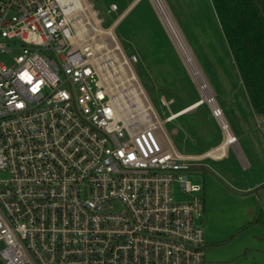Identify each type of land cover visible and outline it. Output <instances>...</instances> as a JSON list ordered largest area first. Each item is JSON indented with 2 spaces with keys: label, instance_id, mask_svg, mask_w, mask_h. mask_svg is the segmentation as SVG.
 Returning a JSON list of instances; mask_svg holds the SVG:
<instances>
[{
  "label": "built area",
  "instance_id": "2783aa9c",
  "mask_svg": "<svg viewBox=\"0 0 264 264\" xmlns=\"http://www.w3.org/2000/svg\"><path fill=\"white\" fill-rule=\"evenodd\" d=\"M72 36L58 0H0L1 261L205 264L191 178L203 159L163 144L156 120L119 116L92 49Z\"/></svg>",
  "mask_w": 264,
  "mask_h": 264
},
{
  "label": "rangeland",
  "instance_id": "374dc122",
  "mask_svg": "<svg viewBox=\"0 0 264 264\" xmlns=\"http://www.w3.org/2000/svg\"><path fill=\"white\" fill-rule=\"evenodd\" d=\"M164 1L203 72L214 102L222 110L225 123L238 139L242 158L249 160L253 166L250 169L242 168L240 158L229 146L224 158L204 159L195 163L191 170V178L202 186L205 264H264V133L258 128L244 99L239 101L240 107L230 103L233 95L238 99L245 98L244 89L221 31L222 28L217 27L212 15L214 13L209 0ZM86 2L100 20L99 27L102 29L111 27L121 11L119 9L116 13H107L106 3L109 0H86ZM111 4L116 2L112 1ZM151 6L153 7L152 4ZM80 17L82 23L88 21L86 17ZM199 17L203 21L199 20ZM86 28L85 40L94 37L97 43L101 42L100 44L105 46H101L100 51L95 52L98 62L101 60L114 62L115 67L123 63L122 67L127 76L129 71H132L131 63L129 64L131 61H128L130 54L121 51L104 54L113 45V41H116L114 28L111 30L114 40L108 35L96 34L88 26ZM175 49L173 48L177 59L167 71L170 85L166 88L154 89V86L149 84L148 76L142 77L139 65L133 66L152 105L154 115L150 111L139 114L132 109L136 105V98L146 99L144 94L128 97L124 102L128 106L126 108L123 106L120 113L124 118L142 123L139 128L155 122L157 116L162 124L158 123L156 134L163 144L168 136L179 153L200 154L216 146L223 136L218 121L211 115L209 102L203 101L195 114L191 111L172 122H164L169 113L200 99L197 86L191 80ZM113 66L110 65V69ZM116 85H118L116 96H120L128 83L116 82ZM164 89L172 92L169 93ZM161 97L165 100L173 98L174 102L165 107L160 102ZM253 160H258L259 167H254ZM0 264H3L1 259Z\"/></svg>",
  "mask_w": 264,
  "mask_h": 264
},
{
  "label": "crops",
  "instance_id": "0c3cea01",
  "mask_svg": "<svg viewBox=\"0 0 264 264\" xmlns=\"http://www.w3.org/2000/svg\"><path fill=\"white\" fill-rule=\"evenodd\" d=\"M112 1L116 2L115 5L117 6L116 11H112V12L116 13L119 11V9L121 10L111 25V27L114 28V33L116 32L115 37H116V42L120 46L119 51H121L125 54H130V56H135L136 62H133V63L129 62V64L131 63L132 72L136 76L137 83L140 86V88L142 89L143 94L145 95L146 99L149 101V99L147 98L146 93H145V91L141 85L140 80L138 79L135 71L133 70V66L137 65V64L139 65V68L141 69V72H142V77L145 78L146 76H148L149 84L153 85L154 89H160L163 87L166 88L167 85H170V83L168 81L169 73L167 71H168L169 67H171V64L174 65V63L176 62V59H177L176 54L174 53V50H173V48H175V47H173L174 45H172L173 42L170 39L168 32L164 28L158 14L155 12V10L151 6L150 2H147V0H109V2L106 3V5H107L106 12L107 13H109L108 9H109V6H110ZM209 3H210V6L212 7L211 9H212V12L214 13L212 15H213L214 19L216 20L217 27L220 29L221 28L220 22L218 20L217 15L215 14L213 5H212L210 0H209ZM170 13H171V11H170ZM171 15H172V13H171ZM199 20H201V17H199ZM201 21H203V20H201ZM175 23L178 26L176 20H175ZM178 28H179V26H178ZM118 29H120V30L117 33ZM180 32L182 33L181 30H180ZM182 35H183V33H182ZM183 37H184V35H183ZM176 53H177V51H176ZM229 53H230V50H229ZM177 56L179 57L178 53H177ZM180 60H181V58H180ZM232 61H233V59H232ZM240 83L244 89V86H243L241 80H240ZM164 90H168V89H164ZM171 92L172 91H169V93H171ZM198 92L200 94L199 90H198ZM199 96L201 97V95H199ZM244 97L245 98L238 99L235 95H233L232 99L230 100V103L240 107L239 101L244 99L245 103H247V105H248V109H249L253 119L257 123L258 128L261 129L262 133H264V116L258 115L254 112V110L251 107V104H250V101L248 99V96L246 94L245 89H244ZM161 100H164V101L172 100L171 104H173V102H174L173 98H169L168 100H165L163 97H161L160 102H161ZM149 103H150V101H149ZM201 105L202 104H200V105L197 104V100H195L192 103L188 104L186 107L179 109V110H176L173 113H177V112L181 111L180 115L178 117L186 115L187 113H189L191 111L194 112V114H195ZM188 109H190V110H188ZM178 117H176L170 121H167L166 119H164V122H172L175 119H177ZM243 118L245 120H247L246 117H243ZM223 120H225V119H223ZM230 131H231V129H230ZM166 137L169 140V142L171 143L169 137L168 136H166ZM222 143H223V136H222L221 141L216 146H214V147H212V148H210V149H208V150H206L200 154H185V155L194 156V157H201V159H203V160L207 159V158L213 159V160H220L227 155V149L229 147L228 145H225L226 155L221 157V158H213V157L207 156L206 154L209 150H212L214 148L219 147ZM171 145H172V143H171ZM230 147L234 150L237 157L240 158L242 168L248 167L250 169L253 167L249 160H247V159L244 160L242 158V154L240 153V150H239L240 148H239V144H238V139H237V144L234 146H230ZM253 162H254L255 168L259 167L258 160H253Z\"/></svg>",
  "mask_w": 264,
  "mask_h": 264
},
{
  "label": "bare ground",
  "instance_id": "6f19581e",
  "mask_svg": "<svg viewBox=\"0 0 264 264\" xmlns=\"http://www.w3.org/2000/svg\"><path fill=\"white\" fill-rule=\"evenodd\" d=\"M58 1H59V4L62 10L69 17V19L71 20L72 24L75 27V36L71 37L72 42L74 44H75V41L80 44L82 42H87L90 48L92 49L94 55L96 56L95 52L100 51V48L102 46L100 44L101 42L97 43L94 37H91L90 39L85 40L84 32H86L87 30L86 27L88 26L96 34H103V35L105 34V35L110 36L111 39H113V35L111 31L112 27H109L107 29H102L99 27L100 20L95 16V12L90 9V5L86 2V0H58ZM150 2L153 5L154 10L157 12L164 28L168 32L170 39L172 40L173 45L176 48V51L182 60L183 65L186 67L187 71L189 72L191 76V80H193L194 84L197 86L198 90L200 91L201 97L197 101V104L200 105L202 104L203 101L209 102V104L210 103L215 104L214 99L212 97L213 94L204 77V74L200 70L194 56L192 55L191 50L189 49L188 44L186 43L182 33L180 32L178 26L176 25L165 1L164 0H150ZM80 16H83V18L86 17L88 21L85 23H82ZM113 42H114L113 45L104 54L120 50L119 44L116 41H113ZM102 47H105V46H102ZM94 60L97 62L96 64L99 66V70L105 71V73L101 74L102 81L107 84L109 91L111 92L113 98L115 99L114 101H115L116 108L118 109V115L122 116L120 113L121 109L123 108V106H125V108L128 106L124 104L125 100H127V98L130 96L136 97L138 95L143 94L142 89L137 83L136 76L131 70L126 76L124 69L122 67L123 63H120L119 66L115 67L113 66L114 62L112 63L103 62L102 60L98 62L99 60L98 58ZM110 65L113 66L112 69H110L109 67ZM118 79H120V81H118ZM124 81L128 83L127 87L123 88L124 91H122L123 93H121V95L119 94L120 96H116L118 93V92L116 93V88L118 87V85H116V82H119V83L121 82V84L122 83L124 84L125 83ZM135 104L136 105L132 109H135V111H137L139 114L150 111L151 114L154 115L153 108L151 104L148 102V100L146 99L142 100L141 98H138V99L136 98ZM131 105L133 106L134 104H131ZM179 115H180V112L173 113L170 119L176 118ZM155 120H156V123H159L160 125L162 124L157 119L156 116H155ZM220 122L226 125L225 121L223 120V117H220ZM226 132L227 134H230L227 126H226ZM225 145H226L225 143H222L219 147L209 150L206 155L213 157V158H221L225 156L226 155Z\"/></svg>",
  "mask_w": 264,
  "mask_h": 264
},
{
  "label": "trees",
  "instance_id": "16d2710c",
  "mask_svg": "<svg viewBox=\"0 0 264 264\" xmlns=\"http://www.w3.org/2000/svg\"><path fill=\"white\" fill-rule=\"evenodd\" d=\"M251 107L264 116V0H211Z\"/></svg>",
  "mask_w": 264,
  "mask_h": 264
}]
</instances>
